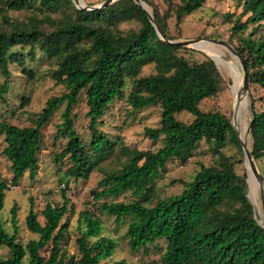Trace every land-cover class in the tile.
<instances>
[{
    "label": "trees",
    "instance_id": "obj_1",
    "mask_svg": "<svg viewBox=\"0 0 264 264\" xmlns=\"http://www.w3.org/2000/svg\"><path fill=\"white\" fill-rule=\"evenodd\" d=\"M33 1L0 0V73L4 77L0 97L9 88V64L17 63L23 76L33 79L34 72L24 63L27 55L34 56L35 49L55 66L50 76L56 84L64 85L67 92L50 97L29 126L18 127L0 120V142L3 138L2 153L10 162L12 186H17L26 172L29 179H35L41 129L62 104L65 107L57 135L67 138V142L55 162L68 157L71 164L65 174L74 180H87L95 166L74 130L73 106L84 91L91 135L89 148L102 158L111 153L115 144L98 130V125L110 103L123 96L130 79L132 87L126 101L132 110L156 105L161 108L159 126L144 128L145 136L161 145L155 151L126 149L121 168L104 174L101 190L92 192L96 201L125 192H130L133 200L102 202V213L116 221L128 219L127 243L134 253L164 240L160 264H264V228L247 196V176L238 175L230 157L220 150L228 141L241 147L231 120L219 112H203L199 108L203 100L215 97L220 90L221 76L213 60L205 56L203 61L188 62L179 53L181 47L159 38L148 16L133 0H117L92 11L77 9L72 0H39V7L32 11ZM142 1L151 7L150 2ZM205 1L180 0L173 10L176 25ZM239 2L241 12L232 22L228 44L244 63L247 83L264 90V0ZM169 8L172 9L171 4ZM9 10L29 13L25 20L18 21L8 16ZM168 14L166 11L161 15L155 9L151 16L158 30L168 40H175L167 33ZM128 19H136L139 27L120 31L118 24ZM17 47H29L26 56L12 52ZM148 65L153 66V72L142 76L143 67ZM28 100L24 96L21 106ZM259 101V111L254 104L250 106L252 123L248 137L254 160L264 158V98ZM182 112L193 118L190 123L176 118ZM236 120L234 116V124ZM200 142L207 143L218 155L214 162L200 163L191 181L173 180L172 184L183 186L180 194L157 197L152 206L144 204L141 197L153 195V185L166 172L167 165L186 163ZM7 190V183L0 181V211ZM62 195L61 205L47 203L40 212L43 224L37 220L33 201L29 200L26 228L38 235V240L29 241L25 247L16 241L17 207L12 206L14 233L9 235L0 222V246L10 253L8 258L0 259V264H23L26 254L28 264H100L112 256L116 244L100 236L101 220L89 210L78 214V222L83 226L75 240L78 256L60 250L59 241L69 228L68 217L61 222L68 211L65 193ZM49 243L51 249L45 258L40 251ZM113 264L129 263L121 259Z\"/></svg>",
    "mask_w": 264,
    "mask_h": 264
},
{
    "label": "rangeland",
    "instance_id": "obj_2",
    "mask_svg": "<svg viewBox=\"0 0 264 264\" xmlns=\"http://www.w3.org/2000/svg\"><path fill=\"white\" fill-rule=\"evenodd\" d=\"M86 6H99L106 0H79ZM142 1V0H141ZM151 3V7L147 6L142 1L144 9L151 14L155 9L161 15H166L167 33L175 40H192V39H214L229 43L231 38L232 22L238 17L241 12L239 0H206L200 9L183 16L181 23L177 26L174 14L176 4L180 0H147ZM73 3V2H72ZM74 4V3H73ZM172 5V9L169 8ZM39 7V0H34L32 3V11ZM29 12L26 11H8V16L12 20H25ZM227 14L230 17H227ZM245 18H242L244 20ZM1 21V20H0ZM264 24V21L262 22ZM139 24L136 19H128L121 21L118 24V29L122 32L136 30ZM264 27V26H263ZM204 47L210 48L215 52L221 53L226 60H234L241 71V65L237 57L232 55L225 47L214 44L200 42ZM232 43L236 44V40L232 39ZM192 49L181 47L180 55H183L188 62L203 61L205 56L209 54L205 50L192 49L196 52L187 51ZM29 47H17L12 52H20L26 56ZM221 76L220 90L215 97L203 100L199 108L203 112H219L233 121L235 112V102L239 96L234 95L232 91L233 80L230 69L224 62H214ZM25 66L34 72L33 79H28L23 76L22 69L17 63L9 64L8 68L12 74L9 82V88L6 93L0 97V120L25 127L32 124L35 115L41 111L46 101L50 97L59 96L67 89L62 84H56L50 76V71L55 68L51 65L46 56L38 49H35L34 56L27 55L25 58ZM153 72V66L148 65L143 67L141 75H148ZM238 81L242 88V71L238 73ZM4 77L0 73V85L3 83ZM131 80H127V85L124 89L122 97L115 98L109 105L104 116L101 118V123L98 125V130L104 134L108 140L115 145L108 155L104 157L97 156L90 151L89 143L91 135L88 128L89 119L86 115L88 108L84 91L78 97V103L73 106L72 120L75 132L82 139L85 148L91 155L94 164V170L87 180H74L65 174L66 169L70 166L68 157H64L60 163L55 162V157L65 147L67 138L57 135V126L62 122V112L65 104L60 105L53 113L50 121L41 129V143L37 153L38 169L34 180L29 179L26 172L17 186H12L10 183L12 174L10 170V162L2 153L4 143L3 138L0 142V181L7 183L8 190L5 191L4 205L0 211V222L4 230L12 235L14 226L11 223L10 209L15 204L16 210V241L22 247L31 241L38 240V235L30 233L26 228L25 217L29 209V200L33 201V209L37 215V220L43 224V217L40 212L44 209L47 203L58 204L63 203V195L68 201V211L61 222L68 217L69 228L62 240L59 241L60 250L65 251L67 255H76L75 240L79 236V230L83 227L78 222V214L80 211L89 210L97 215L102 223L100 236H105L112 239L116 248L114 253L108 259L100 264H113L121 259L126 260L129 264H160V255L165 249V241L158 240L154 244L149 245L144 251L139 249L137 252H132L128 246V238L126 236V228L128 219L115 220L114 217H108L100 210L99 206L102 202H129L133 200L130 192H125L119 196L103 197L96 201L93 198L92 192L101 190L102 178L107 172H114L121 168L122 163L126 159V149L151 150L155 151L160 147L161 142L151 141L144 134V128H157L161 117V108L159 105L146 107L140 110H132L127 103V95L131 90ZM29 97L28 103L21 106L23 97ZM260 98H264V90L257 85H249L248 91L242 95L240 103L241 116L240 123L242 131L245 134L251 120V104H254L255 110L259 111L262 108ZM242 104V105H241ZM179 121L190 123L192 117L185 113L176 115ZM235 126L239 132L238 120ZM240 134V133H239ZM241 139L243 140L241 134ZM250 139V138H249ZM241 145V144H240ZM221 153L230 157L235 172L242 176L247 174L244 163V155L242 147L236 146L232 141H228L221 149ZM218 157L210 146L205 142H200L197 149L194 151L186 163H169L159 179L153 185V195H143L140 200L144 204L152 206L155 204L157 197H167L178 195L182 192L183 186L180 183L172 184L173 180L191 181L194 174L199 169V164H212ZM257 170L259 171L263 186H264V158L254 160ZM251 187L248 186L247 196L252 204L256 219L259 223L263 222L262 204L260 198L259 186L255 182L252 173L249 172ZM71 209L73 210L71 212ZM51 249L49 243L46 248L40 251V255L47 258ZM10 256L8 249L5 246H0V259L4 260ZM28 254L23 259V264H28Z\"/></svg>",
    "mask_w": 264,
    "mask_h": 264
},
{
    "label": "water",
    "instance_id": "obj_3",
    "mask_svg": "<svg viewBox=\"0 0 264 264\" xmlns=\"http://www.w3.org/2000/svg\"><path fill=\"white\" fill-rule=\"evenodd\" d=\"M117 0H106L104 1L102 4H100L99 6H86L85 4H83V2L79 0H72V2L74 3L75 7L77 9H84V10H88V11H92V10H98V9H102L104 7H106L109 4H112L113 2H115ZM136 5L141 8L143 10V12L148 16L149 21L151 22V24L153 25L157 35L159 36V38L169 44H173L177 47H188V48H192V49H199V50H203L201 48H197L195 47V45L199 42H205V43H214V44H218L221 45L223 47H225L232 55H234L235 57H237V59L240 62L241 65V71H242V92L243 94L246 93L248 91V83H247V74H246V70H245V66L244 63L242 61V59L239 57V55L237 54V52L235 51V49L228 44L227 42L224 41H218V40H214V39H192V40H168L157 28L154 18L151 16V14H149L144 7L142 6V1L141 0H133ZM209 58L211 60H213V62H215L214 58L212 56L209 55ZM235 110L237 105L239 104V102H235ZM235 113V112H234ZM251 123L252 120L249 122L248 128L245 131V137L249 136V132L251 129ZM236 136L241 144L242 147V151H243V155H244V163H248V168H246L247 170V174L250 172L252 173L255 182L258 184L259 186V191H260V198H261V204H262V216L264 219V186H263V181L261 178V175L259 173V171L257 170V167L255 165L254 159L251 155V151L249 150L247 143L243 142V140L240 137V134L235 126V124L233 123V121L231 122ZM247 185H248V177H247ZM254 215L256 217V212L254 210ZM260 225L264 228V221L260 223Z\"/></svg>",
    "mask_w": 264,
    "mask_h": 264
},
{
    "label": "bare ground",
    "instance_id": "obj_4",
    "mask_svg": "<svg viewBox=\"0 0 264 264\" xmlns=\"http://www.w3.org/2000/svg\"><path fill=\"white\" fill-rule=\"evenodd\" d=\"M195 47L205 50L210 56H212L214 58V60H216V62H219V61L221 62L222 61L230 69L231 77H232V80H233V84H232L233 96L234 95L239 96V98L237 99L236 102L240 103V100L242 98L243 92H242V88H241V86L239 84V81H238L239 70H238V66L236 65L235 61L234 60H226V58L221 53L215 52V51H213L210 48L204 47V45H202L200 42L197 43L195 45ZM235 113L237 114L239 133L241 134V136L243 138V142H246L247 146L249 148V137H245V134L242 131V127H241V123H240L241 107H239V105H237ZM245 166H246V168H248V163H246ZM248 186L251 187L250 179H249V173H248Z\"/></svg>",
    "mask_w": 264,
    "mask_h": 264
}]
</instances>
